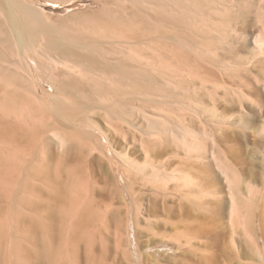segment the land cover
Masks as SVG:
<instances>
[{"label":"rangeland","instance_id":"rangeland-1","mask_svg":"<svg viewBox=\"0 0 264 264\" xmlns=\"http://www.w3.org/2000/svg\"><path fill=\"white\" fill-rule=\"evenodd\" d=\"M228 1V6L233 2L230 12H218L213 17L219 25L223 20L230 24L226 27L222 22L221 27L224 26V40H228L223 41L231 46L221 47L222 41L220 50L218 43L214 50L221 53L215 51V55L235 66L240 59L251 61L245 63L249 68L245 66L241 72H231L223 78L215 68L188 60L191 53L173 54L170 47L147 36L143 45L131 47L146 58L142 60L144 64L157 65L156 69L173 81L177 89L172 88V83L165 91L175 95L179 88L177 100L173 94L165 95V91L164 95L160 92L157 97L146 98L132 97L130 89L114 95L117 88L107 85V97L112 93L110 98L124 100L121 105L128 106L127 111L129 102L135 99V108L160 118L156 121L161 120L163 124H159L167 127L168 133L174 130L171 134L177 136L173 143L162 142L158 135L144 140L141 132L150 128L143 127L139 120L137 125L143 128H139L141 132L133 129L134 134L132 128L106 121L105 112L96 110L90 118L104 132L97 135L98 143L107 147L103 154L92 152L79 139L86 133L81 124L75 123L77 129L72 131L73 124L61 121L64 127L60 126V132L34 134L19 117L26 115L25 110H21L23 114L15 112L9 122L0 108V264H264V55L253 58L242 44L243 36L264 32V0ZM104 2L33 0L32 5L47 24L69 28L92 19L91 13L99 11ZM107 46L108 51L116 52L118 48ZM115 54L107 56L113 60L122 58ZM197 68L201 69L195 75L186 73ZM42 75L39 77L45 81L38 77L37 86L49 92L48 78ZM200 80L208 84L209 93L201 89L194 93L188 87ZM179 93H185V99L191 95L197 115L186 110ZM35 113L37 119L44 116L39 111ZM44 117L38 121L53 122L51 117ZM156 125L158 122L153 131ZM184 128L190 131L193 149L185 148L180 141ZM75 130H79L78 135ZM208 133L220 147L221 161L237 174L240 185L250 190V198L238 196L234 221L228 217L225 187L209 155H203L211 146ZM149 139H155L156 144H150ZM125 153L137 170L117 155ZM153 174L176 178L162 182ZM186 180L189 182L183 185Z\"/></svg>","mask_w":264,"mask_h":264},{"label":"bare ground","instance_id":"bare-ground-1","mask_svg":"<svg viewBox=\"0 0 264 264\" xmlns=\"http://www.w3.org/2000/svg\"><path fill=\"white\" fill-rule=\"evenodd\" d=\"M32 2L33 0H0V108L5 112L7 120L10 119L9 117H11V115L14 117L15 112L18 113L21 110H25V112H27L26 115L21 111L23 116L19 113V117H22L21 119H23L25 125H29L31 131L36 132L34 134H37V131H41L42 133L51 132L53 134L55 132L57 133V131L60 132V126L62 125L61 121H67L68 123L73 124V127H70L72 128V131L76 124H81L83 126L82 128L85 130L83 131L86 133L82 136L80 135L81 137L79 139H81L82 143L86 144L88 146L87 148H90L89 150L92 152L97 151L103 154L105 152L104 148L107 147L106 144L103 147V145L98 143L99 139L97 138V135L104 132L97 123L90 118V114L96 110L105 112L106 114L104 113V115H106V117L103 116L106 121L108 119V121H112L120 125V127L126 125L127 127L132 128V131L135 129V132L136 129H138V132L144 126L150 128L148 131L147 129H143L142 132L140 131L142 136L145 135L144 140L152 138L154 135H158L159 138L161 137L160 139H162V142L173 143L177 136L171 134V132L174 131L172 128L171 130L173 131L168 133L166 129L167 127L165 128L163 125H160L163 124L160 122L161 120L156 121L160 118L156 119L154 115L145 112L143 108H135L133 105L137 102L134 103L135 99H133L134 101L132 102L128 101L131 105L127 104L131 107H129L130 109L127 111L126 109L128 106H125V109V107H122L121 105L124 100L120 102L121 98L117 99L118 96L115 97L116 99L110 98L112 93L110 97H107L110 94L108 92L109 90H107V85L110 86L109 88H117L116 93L111 90L114 95L123 94V90L127 91V89H130L129 93L131 94L129 95H132L134 98L136 96H145V98L153 95L159 96L160 92H162V95H164L165 92V95H167V93L169 95H174V93H169L170 91H165V88L172 84L173 81H169V79L161 73V68L159 69L161 72H159L156 69L159 68L157 65L156 67L151 64H144L145 61L142 62V60L145 57L143 58L142 55H139L140 52L137 53L133 50L131 47L133 44L141 46L146 42L144 40H147L150 38L149 36H152L159 42L161 41L160 43L166 47H170L173 54L175 52L180 55L185 54L186 52H188V54L191 53L190 56L187 55L188 60L193 59L192 61H196V63L199 61V63L207 68L208 66L210 68H215L214 71L217 72V74L219 73V76H223V78L224 75H227L228 73L241 72L245 69V66H248L246 64H250L251 62L248 61L249 59L246 60L248 61L247 63L240 59V61H236L235 66L227 62L228 60L222 61L219 55L218 57L215 55V51L221 53L219 49H214H216L215 46L218 43V48H220V43L224 40L225 35L223 32L224 26L221 27L224 20L221 21V25H219L218 22H216L217 19L213 16L217 15L218 12H221V14L228 13L231 8L230 5L233 3L231 2L228 6V0H105L103 5L101 4L103 7L99 11L90 12L91 14H94L92 19H86L85 23H82L77 27L71 26L69 28L64 26H52L47 24V21H45V23L42 13L34 8L35 5L33 6ZM233 8L234 7H232V9ZM228 15L226 16L229 17ZM223 23H225L226 27L230 25H227V22ZM224 41L228 40L225 39ZM242 41L243 47L249 50V55L251 54L253 58L264 55V32L249 37L243 36ZM107 44L114 46V48L118 47L117 49L119 51L117 49L116 52L113 50L108 51ZM223 44L221 47L227 46L228 42L227 44L225 42ZM221 49L222 48H220V50ZM110 52L112 54L116 53L117 55L121 54L122 58L119 57V59L115 58L113 60L111 59V56H107ZM191 56H194L196 60ZM174 58H177V55L176 57L174 56ZM232 59H234V57ZM154 62L152 63L154 64ZM42 63H45L42 65L43 67L40 66ZM199 70L197 68V70H188L185 72L195 75ZM39 72H42L45 75H42V73L40 74ZM41 75L45 76L43 78H48L46 82L50 87L49 92L44 89L41 91L37 86V79ZM176 77H178V75ZM39 78L41 79V77ZM179 79L182 81L183 78ZM57 80L59 81L57 82ZM215 80H217V78ZM201 82L203 81L200 80L199 83H192V85L188 87H192L191 89L194 93L199 89L202 91L207 90L209 93V86L207 87L208 84L206 85L204 83L205 81L203 83ZM103 85L106 86L104 89ZM172 85L171 87L174 88L175 84L173 83ZM219 86L220 85H218V88ZM210 88V91H213V87ZM178 90H175L177 91V94L180 92ZM177 94L175 92V95ZM179 94V98L183 99L184 97L182 98V96H184L185 93H183L182 96L181 93ZM236 95L238 96V94ZM190 96H187V99H183V101H185L184 106H186V110L188 109L189 112L197 115V111L195 110L197 106H194V100L193 98H190ZM176 97L177 96H175L174 99H176ZM48 99H50L49 102H47ZM162 101H164V98ZM34 102L36 103L33 104ZM124 104L125 103H123V105ZM184 106L182 107L184 108ZM35 107L36 110L34 109ZM180 110L182 111V109ZM35 111L37 113L39 111L41 116H47H43L46 119L51 117L50 120L53 122L50 124H46L43 121L39 122L43 117L37 119V115H34L36 114ZM31 112L34 113L32 116L30 114ZM40 115L38 117H40ZM16 116H18V114H16ZM33 116L35 118H33ZM13 117H11V119H13ZM52 118L54 119L52 120ZM34 119L35 121H39L35 122ZM15 120H18V118ZM31 120L33 123L30 122ZM138 120L144 124L143 127L142 124H139L140 127H138ZM10 121L12 120H9V122ZM157 122L158 127L156 125V129L153 131L152 129L155 127L153 125L157 124ZM62 126L64 127V125ZM74 129H77V126ZM42 133L41 135L44 136ZM189 134L190 131L188 129L183 130V133L180 136V141L183 142L182 145L185 148L193 149L195 146L191 142L192 140L190 141L191 138L189 139V137L191 135L189 136ZM210 134L212 133H208L207 137L211 140V146H209V148L202 147L203 150L206 148L203 155L205 153L209 155L211 161L207 155L206 159H209L212 163V167L225 187L224 191H226V201L228 202V217L230 220H233L236 218L239 209L238 196L241 198L242 195H245V198H250V190L244 186L242 187L236 177L237 174L235 173V175L234 172L221 161V157H219L221 151L218 152L220 147L217 148L216 140L213 135L211 136ZM153 141L149 139L148 142H151L150 144H152ZM194 141L195 140H193V142ZM109 144L111 143L109 142L108 145ZM127 144L128 143H126V145ZM153 144H156V142ZM110 146L111 145H109V147ZM110 148H112V146ZM117 155L121 157L120 159L124 160L127 166L137 170V167H135L127 158V153L124 155ZM148 158L150 160L152 159L150 156H148ZM158 159L161 158L159 157ZM153 177L155 180L162 182H167L176 178H174V175L167 176L166 174H153ZM183 182V185H186L189 181L186 180Z\"/></svg>","mask_w":264,"mask_h":264}]
</instances>
